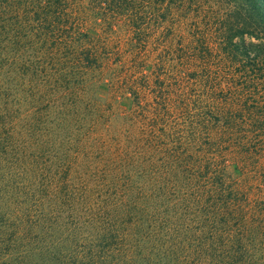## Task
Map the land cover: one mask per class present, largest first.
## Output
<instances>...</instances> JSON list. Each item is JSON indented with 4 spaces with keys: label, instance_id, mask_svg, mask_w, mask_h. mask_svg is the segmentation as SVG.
Instances as JSON below:
<instances>
[{
    "label": "trees",
    "instance_id": "trees-1",
    "mask_svg": "<svg viewBox=\"0 0 264 264\" xmlns=\"http://www.w3.org/2000/svg\"><path fill=\"white\" fill-rule=\"evenodd\" d=\"M0 264H264V0H0Z\"/></svg>",
    "mask_w": 264,
    "mask_h": 264
}]
</instances>
